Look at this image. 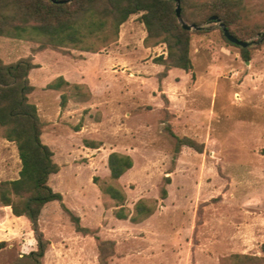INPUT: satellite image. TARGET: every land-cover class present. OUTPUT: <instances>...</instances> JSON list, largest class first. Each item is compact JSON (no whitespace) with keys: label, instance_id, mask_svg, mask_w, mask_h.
Segmentation results:
<instances>
[{"label":"rangeland","instance_id":"374dc122","mask_svg":"<svg viewBox=\"0 0 264 264\" xmlns=\"http://www.w3.org/2000/svg\"><path fill=\"white\" fill-rule=\"evenodd\" d=\"M241 1L238 27L259 30L245 39L249 59L217 21H204L190 29L191 69L170 68L163 77V65L153 59L165 56L166 46L144 43L138 13L117 34L83 29L76 44L0 36L3 63L29 56L37 65L28 72V99L59 167L48 185L90 230L75 231L59 202H47L38 218L48 240L43 264H222L232 253L262 254L264 0ZM59 75L93 92L84 98L71 86L48 89ZM174 135L201 143L202 150L182 146L175 152ZM112 151L132 159L117 180L107 167ZM19 169L16 146L0 127V180L16 178ZM166 176L167 196L161 198ZM108 184L123 191L129 211L138 199L154 211L138 222L116 218L114 201L101 189ZM98 241L112 244L100 249ZM0 243V264L36 247L28 219L1 203Z\"/></svg>","mask_w":264,"mask_h":264},{"label":"trees","instance_id":"16d2710c","mask_svg":"<svg viewBox=\"0 0 264 264\" xmlns=\"http://www.w3.org/2000/svg\"><path fill=\"white\" fill-rule=\"evenodd\" d=\"M173 0H0V36L23 38L41 36L45 43L53 45L76 44L87 32L110 29L114 34L131 14H139V20L145 27V44L163 43L166 55L153 59L162 64L159 76L163 77L170 68H180L187 72L192 63L189 56L190 35L192 31L179 24L174 12ZM180 14L187 24L199 26L211 20L215 15L222 21L228 32L239 40L248 35L244 27H238L241 12V0H180ZM241 57L249 59L248 44L238 46ZM37 65L29 56L19 58L13 63L0 60V127L7 141L13 142L20 161L18 176L14 179L0 180V203L9 206L14 216H24L30 222L36 247L22 254L12 264H43L42 257L48 245L38 227V218L43 206L52 200L59 202L61 209L69 215L74 229L82 234L90 233L89 228L79 224V217L73 214L62 202V196L48 185L51 174L59 167L53 161V152L42 142V121L37 107L28 99L33 86L28 81V72ZM71 86L81 90L84 98L89 90L83 84L70 83L59 75L48 82V89ZM84 90V91H83ZM67 96L60 95V106L66 103ZM168 129V127H167ZM170 130V129H168ZM175 136V135H174ZM182 146H189L201 151L203 145L188 137L175 136V152ZM132 166V159L127 154L112 151L107 156V167L111 180H117ZM169 177H164L160 188V197L165 198V184ZM102 192L114 201L113 214L118 219L138 222L154 211V205L144 199H138L132 211L122 204L123 191L114 184L101 188ZM102 249L111 241H98ZM2 245V243H0ZM261 255L240 253L230 254L222 264H264V241L260 245ZM102 264H105L102 259Z\"/></svg>","mask_w":264,"mask_h":264},{"label":"water","instance_id":"95a60500","mask_svg":"<svg viewBox=\"0 0 264 264\" xmlns=\"http://www.w3.org/2000/svg\"><path fill=\"white\" fill-rule=\"evenodd\" d=\"M174 1V12H175V15L177 17V20L179 22V24L181 25L182 28L184 29H187V30H190V29H197L198 26H195L193 24H187L181 17V14H180V0H173ZM211 20H216L218 22V26L221 28L222 32H223V35L225 36V38L230 41L231 43L233 44H236L238 46H241V47H245L247 46L248 42L245 41V40H239L237 38H235L234 36H232L228 30L226 29L224 23L220 20L217 19V17L215 15L211 16L210 17Z\"/></svg>","mask_w":264,"mask_h":264},{"label":"crops","instance_id":"0c3cea01","mask_svg":"<svg viewBox=\"0 0 264 264\" xmlns=\"http://www.w3.org/2000/svg\"><path fill=\"white\" fill-rule=\"evenodd\" d=\"M61 76H63V78H64L65 80H67L68 82H70L69 77H68L67 75H61ZM81 82H82V81H74V83H78V84H81ZM88 87L90 88L89 84H88ZM89 91H90V93L93 92L91 88H90Z\"/></svg>","mask_w":264,"mask_h":264}]
</instances>
